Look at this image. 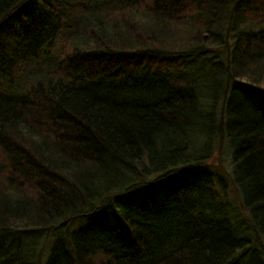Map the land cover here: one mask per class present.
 I'll return each mask as SVG.
<instances>
[{"label":"trees","instance_id":"trees-1","mask_svg":"<svg viewBox=\"0 0 264 264\" xmlns=\"http://www.w3.org/2000/svg\"><path fill=\"white\" fill-rule=\"evenodd\" d=\"M261 238L264 0H0V264H248Z\"/></svg>","mask_w":264,"mask_h":264},{"label":"rangeland","instance_id":"rangeland-1","mask_svg":"<svg viewBox=\"0 0 264 264\" xmlns=\"http://www.w3.org/2000/svg\"><path fill=\"white\" fill-rule=\"evenodd\" d=\"M221 152H217L215 155V158L212 160V162H218L216 165H211V169L215 172L218 173L219 176L221 175L222 180L224 184L226 185V188L228 189L229 197H230V203L232 204V209H233V214L236 217L237 222L241 226H245L246 228H250V225H252L250 218H249V213L248 210L243 206L241 202V195L240 193L236 190V188L232 184V179H231V172H232V156L230 154V151L228 150V146L224 145L223 150L220 149ZM46 231V232H45ZM253 232V231H251ZM55 233V231H52L51 228L43 229V230H36V231H29L27 236L29 238L34 239L32 244L37 242L35 244L34 249H36L35 256L41 254L45 256L47 252L50 250V243L52 240V235ZM246 236V235H245ZM255 236L252 233L248 234V238H252ZM253 239V238H252ZM261 244L256 247V253L259 254V256L250 255L251 253L245 252V257L243 258V263H248V264H264V239L261 238ZM26 244V243H25ZM255 252V251H254Z\"/></svg>","mask_w":264,"mask_h":264}]
</instances>
